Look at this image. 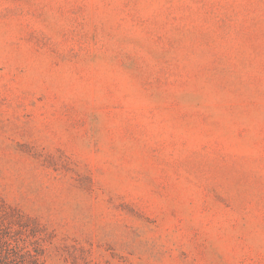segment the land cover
<instances>
[{"label":"rangeland","instance_id":"obj_1","mask_svg":"<svg viewBox=\"0 0 264 264\" xmlns=\"http://www.w3.org/2000/svg\"><path fill=\"white\" fill-rule=\"evenodd\" d=\"M0 264H264V0H0Z\"/></svg>","mask_w":264,"mask_h":264}]
</instances>
